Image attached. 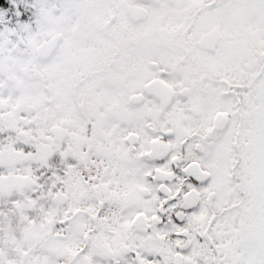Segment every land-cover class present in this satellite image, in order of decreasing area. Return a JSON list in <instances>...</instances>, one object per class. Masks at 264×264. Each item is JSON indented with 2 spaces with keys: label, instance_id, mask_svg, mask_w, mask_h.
<instances>
[{
  "label": "snow or ice",
  "instance_id": "6c2138e0",
  "mask_svg": "<svg viewBox=\"0 0 264 264\" xmlns=\"http://www.w3.org/2000/svg\"><path fill=\"white\" fill-rule=\"evenodd\" d=\"M0 264H264V0H0Z\"/></svg>",
  "mask_w": 264,
  "mask_h": 264
}]
</instances>
